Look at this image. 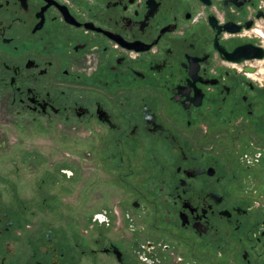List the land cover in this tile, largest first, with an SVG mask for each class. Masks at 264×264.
I'll return each instance as SVG.
<instances>
[{
  "label": "flooded vegetation",
  "instance_id": "obj_1",
  "mask_svg": "<svg viewBox=\"0 0 264 264\" xmlns=\"http://www.w3.org/2000/svg\"><path fill=\"white\" fill-rule=\"evenodd\" d=\"M9 114L78 166L0 190V264H264V0H0Z\"/></svg>",
  "mask_w": 264,
  "mask_h": 264
},
{
  "label": "rangeland",
  "instance_id": "obj_2",
  "mask_svg": "<svg viewBox=\"0 0 264 264\" xmlns=\"http://www.w3.org/2000/svg\"><path fill=\"white\" fill-rule=\"evenodd\" d=\"M76 130L69 128L67 139L71 141L64 143V149H60L53 140L57 135L51 130H37L29 124H22V120L13 114L0 119V190L10 195L8 181H12L19 188V194L26 198L30 197L34 191L35 181L38 182L40 175L50 169L52 162L48 160L49 155L53 156V162L77 168L78 145L72 141L77 137ZM34 153L46 156L45 161H37ZM49 190L56 197V201H66L75 207L78 206L77 182H70V188H66L65 184L64 188L55 184L49 187Z\"/></svg>",
  "mask_w": 264,
  "mask_h": 264
}]
</instances>
